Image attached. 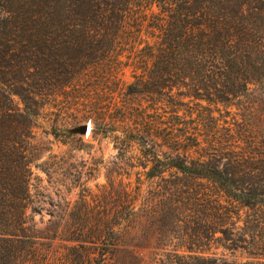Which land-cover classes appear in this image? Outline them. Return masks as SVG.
I'll list each match as a JSON object with an SVG mask.
<instances>
[{
    "label": "trees",
    "instance_id": "obj_1",
    "mask_svg": "<svg viewBox=\"0 0 264 264\" xmlns=\"http://www.w3.org/2000/svg\"><path fill=\"white\" fill-rule=\"evenodd\" d=\"M136 39H145L144 60L127 94L153 93L159 106L173 99L151 145L139 140L152 154L141 173L158 184L148 194L141 184H120L122 199L102 206L120 214L78 200L56 225L54 255L27 215L43 98L104 64L118 43ZM174 89L194 102L191 119L179 114ZM211 104L224 105L230 119L214 116ZM262 123L264 0H0V264H116L136 252L129 238L141 210L146 218L160 211L179 232L160 230L165 242L155 247L163 264H248L207 252L212 240L228 250L250 242L264 251ZM159 136L174 155L161 157ZM193 147L198 157L187 154ZM115 188L110 183L108 194ZM239 206L256 212L244 227L236 226ZM173 239L184 244L171 247ZM258 255L256 264H264V252Z\"/></svg>",
    "mask_w": 264,
    "mask_h": 264
},
{
    "label": "rangeland",
    "instance_id": "obj_2",
    "mask_svg": "<svg viewBox=\"0 0 264 264\" xmlns=\"http://www.w3.org/2000/svg\"><path fill=\"white\" fill-rule=\"evenodd\" d=\"M144 40L118 43V52L107 58L104 64L92 67L78 82L59 88L55 94L43 98L44 104L36 118L30 153L33 176L29 186L31 201L27 215L40 230V240L44 243L42 247L51 246L54 255L60 242L56 241V225L63 226L78 200L86 198L93 203L99 202L101 209H95L96 212L120 214L122 211L116 207H102L109 201L118 203L122 199L118 188L120 184H129V189L141 184L142 193L145 194L158 184V179L146 180L141 173L143 164L152 165V154L139 140L146 137L151 145V140L158 134V126L168 123L167 110L171 111L169 107L173 99L166 97L159 106L153 93L127 94L128 85L135 80V73L141 71ZM177 92V89L173 90L176 99L182 101L178 105L179 114L191 119V108L196 107L193 106L194 102L178 94L184 91ZM15 101L23 105L18 96H15ZM211 107L214 116L220 120L223 119L222 115L230 119L224 105L211 104ZM229 109L233 113L236 111L235 107ZM156 110L162 114L156 115ZM88 121L92 128L89 127L87 134L69 131ZM260 128L264 131V123ZM157 140L161 143V157H164V153L175 154V151L171 153L173 150L167 145L162 147L165 141L160 136ZM187 154L199 156L194 147L189 148ZM110 183L116 188L108 194ZM142 201L141 197L139 206ZM254 214V210L239 206L238 217H235L236 226L244 227L251 217H255ZM146 216L143 210L139 212L136 228L129 238L130 249L136 252L123 254V259L116 264H163L158 254L161 249L155 247L165 242L161 240L160 230L166 227L173 236L179 232L176 227L164 223L160 211L152 212L150 218ZM209 219L213 221L212 216ZM128 227V224L124 225V228ZM250 230L248 232H254ZM259 231V235L264 238V228ZM167 244L173 247L174 244L181 246L184 243L173 239ZM209 248L208 256L248 264H256L258 252H264L250 242L245 248L228 250L212 240ZM261 261L264 262V258Z\"/></svg>",
    "mask_w": 264,
    "mask_h": 264
},
{
    "label": "water",
    "instance_id": "obj_3",
    "mask_svg": "<svg viewBox=\"0 0 264 264\" xmlns=\"http://www.w3.org/2000/svg\"><path fill=\"white\" fill-rule=\"evenodd\" d=\"M90 126H91V128H92L91 123L88 121V122H86L85 124H82V125H79V126L76 127V128H72V129H70L69 131H71V132H76V133H80V134L85 135V134H87L88 129H89Z\"/></svg>",
    "mask_w": 264,
    "mask_h": 264
}]
</instances>
